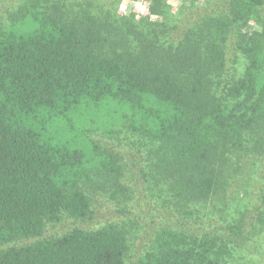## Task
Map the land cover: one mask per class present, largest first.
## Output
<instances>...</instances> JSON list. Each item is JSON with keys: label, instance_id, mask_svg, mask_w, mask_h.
<instances>
[{"label": "trees", "instance_id": "1", "mask_svg": "<svg viewBox=\"0 0 264 264\" xmlns=\"http://www.w3.org/2000/svg\"><path fill=\"white\" fill-rule=\"evenodd\" d=\"M108 1L9 0L0 11V264H127L142 234L132 264H250L240 252L264 240V184L236 212L229 183L231 159L264 151V0H227L165 44ZM147 5L157 17L166 7ZM99 131L131 140L141 193L122 154L88 135ZM92 192L136 224L42 236L89 214ZM16 238L32 240L2 248Z\"/></svg>", "mask_w": 264, "mask_h": 264}, {"label": "rangeland", "instance_id": "2", "mask_svg": "<svg viewBox=\"0 0 264 264\" xmlns=\"http://www.w3.org/2000/svg\"><path fill=\"white\" fill-rule=\"evenodd\" d=\"M165 2V8L162 9V16L159 17L149 15L147 11L148 0H119L117 3L114 0H109L113 5L109 9V13L117 17H127L130 21L134 22L136 26L147 34L148 37L153 38L159 44H165L166 42H174L175 38L182 36L184 29L188 28L190 24L197 18L209 14L211 12L224 11L222 4L227 0H162ZM9 0H0V11L4 9ZM261 15L264 17V4L261 6ZM165 23L164 26L168 28L171 26V34L161 31V23ZM169 38V39H168ZM237 56V71H241L244 64V58L239 54ZM102 131L90 132L88 135L94 139L99 140L100 144L104 147L111 146L115 150L122 154V157L128 161V165L125 166L123 179L126 181V185L130 187V190H139V187L146 186L143 177L140 174L139 165L133 164V154L138 152L131 144V140L123 139L120 135L114 139L106 138L101 135ZM133 140V138H131ZM138 156V155H137ZM138 158V157H137ZM233 162L232 166L236 168V173L233 179L230 181V186L236 188L237 193H234L233 205L237 212L242 208L252 206L258 202L261 195L264 184V151L259 155L255 161L251 162ZM91 195V207L90 212L85 217L74 218L62 216L61 218L46 224L42 232V236L56 235L66 232L72 228L93 229L99 227L107 222L118 221L120 223L130 224L136 222H130L135 214L127 213L123 217L115 215L114 204L110 203L107 198L99 196L97 193H90ZM114 217V219H112ZM113 220V221H111ZM116 223V222H115ZM136 227V226H135ZM136 230V228L132 229ZM142 235H138L134 241L128 253L126 255L127 264H132V261L137 256L136 254L142 248ZM32 240L31 238H16L9 242L3 243L2 248L9 245H21L25 242ZM264 240L259 242L250 241L248 245H245L240 255H246L250 264H264ZM134 246L133 250L132 247ZM255 246V251L253 250ZM254 253L251 257L248 254ZM257 254V255H256ZM136 255V256H135ZM234 264H239L235 262Z\"/></svg>", "mask_w": 264, "mask_h": 264}]
</instances>
